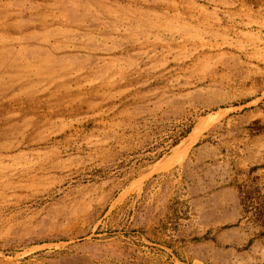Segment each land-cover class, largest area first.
<instances>
[{"label": "rangeland", "instance_id": "374dc122", "mask_svg": "<svg viewBox=\"0 0 264 264\" xmlns=\"http://www.w3.org/2000/svg\"><path fill=\"white\" fill-rule=\"evenodd\" d=\"M0 264H264V0H0Z\"/></svg>", "mask_w": 264, "mask_h": 264}, {"label": "crops", "instance_id": "0c3cea01", "mask_svg": "<svg viewBox=\"0 0 264 264\" xmlns=\"http://www.w3.org/2000/svg\"><path fill=\"white\" fill-rule=\"evenodd\" d=\"M221 192V194H229V196H226V199H232V201L235 203L238 199H237V195H238V189L234 186H227V187H222V188H218L216 190H214L213 192H210L206 195V197H202V199H207V200H211L212 198H216L219 200H222V195H219V193ZM218 223L224 224V222L222 221H217Z\"/></svg>", "mask_w": 264, "mask_h": 264}]
</instances>
